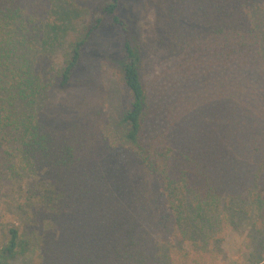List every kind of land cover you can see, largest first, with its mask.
I'll return each mask as SVG.
<instances>
[{"label": "trees", "instance_id": "obj_1", "mask_svg": "<svg viewBox=\"0 0 264 264\" xmlns=\"http://www.w3.org/2000/svg\"><path fill=\"white\" fill-rule=\"evenodd\" d=\"M121 2H103L70 42L74 14L65 0H0V179L11 182L28 226L3 229L0 264L19 257L25 264H186L194 251L211 254L226 210L223 188L243 175L246 119L264 120V0H244L237 12L230 6L237 0L224 13L219 5L217 35L186 32L182 17L178 28L169 25L180 78L169 99L150 94L142 80V48L121 19ZM161 2L173 17L182 11L177 1ZM105 19L123 35L117 66L129 99L113 131L118 141L104 153L97 144L56 147L41 113L54 86L70 83ZM203 104L215 114L207 126ZM255 166L238 196L264 218V156ZM226 211L244 218L242 208ZM171 229L193 252L166 241ZM251 230L264 242V227L255 221Z\"/></svg>", "mask_w": 264, "mask_h": 264}, {"label": "rangeland", "instance_id": "obj_2", "mask_svg": "<svg viewBox=\"0 0 264 264\" xmlns=\"http://www.w3.org/2000/svg\"><path fill=\"white\" fill-rule=\"evenodd\" d=\"M65 1L73 9L74 14L73 25L66 34L67 40L72 42L80 38L84 32V26L92 22L98 7L108 0ZM174 1L179 2L180 5L177 7L182 9L177 17L164 12L161 0H122L119 8L121 19L128 25L134 39L142 48L140 71L142 80L150 94L161 99H169L173 93L174 84L180 81L179 76L176 75L177 53L173 49V37L171 39L169 37V32L173 29L169 25L172 24L178 28L175 19L182 17L186 32H196L201 36L217 35V25L214 22L216 8L219 5L220 8L223 6L224 13L233 0L220 4L219 0ZM242 1L244 0H237V3L230 5L233 9L235 8V12H237V4L240 7ZM236 14L240 13L232 12L230 15L236 16ZM243 18L245 19L244 29L247 30L246 17ZM162 20L165 24H162ZM122 48L123 35L120 29L111 28L110 20L105 19L102 26L89 38L78 69L70 83L64 88L55 85L51 90L46 108L41 113V119L52 131L56 147L71 144L75 148L80 146L85 148L97 144L98 150L104 153L116 146L113 144H116L118 140L113 131L117 128L119 117L128 106L129 99L125 87L120 82L117 66L118 58L122 55ZM258 68L262 69V66ZM258 72L254 70V73ZM191 81L196 83L194 80ZM262 81L264 88V69ZM183 89L187 92L184 87ZM201 108L203 120L207 122L205 125L207 126L215 118V114L211 105L203 104ZM256 114L246 119L245 140L248 142L249 149L247 148L248 155L242 161L243 175L238 176L239 182L236 185L223 188L225 192L223 205L226 210L242 208L239 214L244 218L238 221L230 211L223 210L221 229L207 246L211 252L208 256L207 254L200 256L193 252L186 237L183 238L179 232L171 229L166 241H169L174 248L190 249L193 252L185 259L186 264H207L211 261L212 264H264V242H260L256 231L251 230L255 221L258 228L264 227L262 225L264 218L260 216L257 204L244 202L243 198L238 196V191L242 194L248 191L245 186L251 181L258 159L264 156V120L263 116L257 119ZM254 122L257 123V127L253 126ZM256 145L262 149L258 155L254 153ZM10 184L9 180L0 179V243L4 239L3 229L7 224L15 223L21 229L28 227L23 221L20 223L21 212L17 211V204L13 202ZM22 184H25V181ZM37 224V228L42 227L40 215L39 221L37 215ZM181 240L184 243L178 244L177 242ZM30 255L32 256L33 253ZM246 258L248 261L245 260ZM7 264H25V261L23 257H19Z\"/></svg>", "mask_w": 264, "mask_h": 264}]
</instances>
